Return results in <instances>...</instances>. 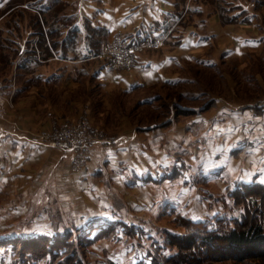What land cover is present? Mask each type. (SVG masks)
Listing matches in <instances>:
<instances>
[{"label":"crops","instance_id":"0c3cea01","mask_svg":"<svg viewBox=\"0 0 264 264\" xmlns=\"http://www.w3.org/2000/svg\"><path fill=\"white\" fill-rule=\"evenodd\" d=\"M15 1L2 0L0 7H11ZM27 1L26 6L42 16L40 28L45 36L35 35L30 27L28 41L32 44L22 53L25 62L20 70L32 74L34 64L40 62L28 61L30 58H51L56 71L40 73L39 78L47 84L67 75H89L102 90L134 95L162 85L196 84L198 79L189 76L193 66L199 67L200 80L206 83L207 73H216L220 81L225 78L228 82L230 76L224 68L229 62H238V70L244 73L251 54L260 55L264 63V0ZM209 9L213 11L208 13ZM140 36L164 45L138 52L131 70L111 71L105 62L94 58L103 43ZM38 40L43 41L42 51L33 50ZM258 77L264 87V76L262 81ZM252 78L249 76L250 81ZM36 80L29 78L28 82ZM252 82L257 84L256 79ZM248 83L237 86L240 94L236 97L244 98L241 103L227 99L226 90L223 96L211 95L205 86L184 90V99L211 98L212 107L179 104L190 111L181 121L170 115L166 124L132 129L114 136L112 142L94 143L85 168L78 172L74 170L75 153L64 144L54 146L34 134L18 133L1 120L0 219L23 216L22 209L24 215L35 217L33 225L45 232L55 226L48 222L46 210L60 208L74 215L73 211L82 207L72 225H84L95 218L120 219L153 241L158 234L140 220L150 217L151 211L194 220L215 215L223 210L228 189L238 182L264 185V99L259 87L252 97ZM12 89L16 95L22 92L21 86ZM159 98L148 95L140 104L152 105ZM32 110H25L19 122L25 129H34L41 119L39 109ZM46 122H41V132L48 131ZM215 183L226 189L214 191ZM134 195L140 197L134 199ZM128 247L122 250L133 248L132 244ZM130 256L113 260L135 264V257L130 261Z\"/></svg>","mask_w":264,"mask_h":264},{"label":"rangeland","instance_id":"374dc122","mask_svg":"<svg viewBox=\"0 0 264 264\" xmlns=\"http://www.w3.org/2000/svg\"><path fill=\"white\" fill-rule=\"evenodd\" d=\"M27 2V0H17L11 7L9 6V4L3 8L0 7V40H4L5 37H11L13 41L17 42L16 46H13V48L11 47L8 52L0 49V81L5 82L12 80L14 87L21 86L22 88V92L17 95L16 89L14 92V89L10 91L8 90V93L4 92L6 94V107L4 112L5 118H0V121L2 120V122L5 123L4 125H7L10 128H14V130H16V132L18 133L25 135L34 134L38 138L44 141H48L51 145L54 146L57 144H62L58 143L57 141L59 133L61 134L67 131H74L75 129L80 128L79 126L85 127L87 129L89 128L90 132L95 134L96 140L87 145L84 149L74 148L64 144L65 149L71 150L75 153V162L77 161V158L81 152L85 153L84 165L79 168L74 167V170L77 172L82 171L85 168L89 149L94 143L112 142L115 139L114 136L125 134L132 129L140 130L153 124H166L168 123L170 115H174V118H176L177 121H181L186 117L185 112L190 111L181 109L180 106H177L179 104L182 105V107L189 108L200 107L202 109H207L212 107L211 98H203V100L201 101L184 99L182 95L184 90H200L202 89L201 86H205L204 90L208 91L213 96H223L224 91L226 90L225 93L229 95L225 96L227 99H231V101H233L234 103H241L244 102L241 101L244 98L239 99L238 97H236L240 94L237 86L241 83L245 84L249 82L250 84L248 83L249 85L246 86L249 87L250 92H253L252 97H254L259 92L260 88L261 94L259 96L264 99V87L260 86V82L257 79L258 75L261 78V81L263 79L262 76H264V74L262 73H264V63L262 62V57H260V55L253 56V54H251V57H249V64L246 65V70H244V73L238 70V62L235 64L233 62H229L227 64V67H225L224 69L230 76L228 82L225 81V78L223 79V81H220L221 77H219L216 73H207L209 75L208 81L206 83L201 82V77H199L201 70L198 66H193L190 68L191 74H189V76L194 79H198V82L196 84L193 83L192 85H188L185 83L176 87H168L162 85L155 88L152 87L150 89H146L134 95L124 94L118 89L102 90L98 82L91 78L89 75L78 78L76 75L72 74L67 75L60 81L53 82L52 84L44 83L39 79L41 75L40 73L51 75L54 71H56L54 68V63H51L54 60H52L51 58H42L40 59L39 64H34L35 68L33 69L34 73L32 74L18 69L17 63H13V61L17 58V55H19V57H23V52L21 54H18V51H20L21 47L27 45L28 40L31 38L28 32L31 31L30 27L33 26L34 32H40V29L43 28V25L41 24L42 16L39 13L30 10L26 6ZM1 3L2 0L0 4ZM212 11V9H209L208 13ZM222 21L224 23H227L228 19L222 18ZM35 35H37V33H35ZM113 40H111L110 42H112ZM103 45L107 44L103 43L102 46ZM110 45L113 46L112 44ZM160 45V47H162L164 43H160ZM29 48L30 46H27V49ZM37 48H40L39 40L36 41L34 49ZM13 49H16V51H14ZM109 53V56L111 58L115 55L114 52ZM4 55L10 56L9 58L6 57L8 58V61L5 60ZM14 56L16 58L13 60L12 58ZM106 59L110 58L106 57ZM41 60H44L45 62L41 63ZM99 60L106 63V60L104 59ZM133 67L134 65L129 69H118L117 71H128ZM245 72L250 73V75ZM249 76H253L254 78H252L251 80L253 81L256 79L257 84L250 81ZM35 77H38L39 80H36ZM29 78H34L36 82H28ZM217 81L221 82V86H218ZM231 84L232 86L229 88ZM234 86L236 87L234 88ZM208 87H213V90H211L210 92L208 90ZM153 94L160 96V98L157 99L155 103H153L152 105L140 104L142 97H146L148 95L150 96ZM242 94L244 95V93ZM23 101H26V103L22 104ZM245 101L250 102L251 100L246 99ZM32 109H39L41 119L37 123V127H34V129H25L19 122L23 120L24 116L26 115L25 110L33 111ZM10 118H14V121H10ZM43 119L44 121H47V132H41V130H43L41 127L44 125L43 123H41ZM256 183L259 182L255 181L247 184L253 185ZM235 187V185L232 186V188ZM212 188L214 191H220L224 188V186L222 184L215 183L212 185ZM139 197V195H134V199H137ZM251 197L255 196L248 194L247 197L238 198V203H240L241 201H244L246 203V201H249ZM244 202L242 206L245 208ZM216 204H218V202H216ZM55 205L56 204L54 202V206ZM77 205L78 204H76V206ZM262 206L264 207V203L262 204ZM240 209L242 210V207ZM80 210H82V207L79 210L73 211L74 215L78 216L77 214L81 212ZM154 212L155 211H151L150 217H143L140 220H142V223H146L151 226V232L154 234L157 233V236L160 237L159 240L156 241L157 246L152 244L153 241H147V237H145L144 239L143 237L136 236V238H133V241H130L131 238L126 239V237L120 239L119 241L101 239L97 243H93L90 244V246L85 247L88 252V258L92 261L93 264H108V256L110 258L112 256V258L117 259L119 257L123 258L126 254H131L130 261H132V257L134 256V263L137 264L144 259H151V257L147 256L149 255V253H151L150 249L152 248V246H155L153 248L155 251L156 247H159L160 244L162 245V247L159 249L163 251L164 255H175V253L177 252L176 248L164 246L166 231L168 230L176 233L186 232L187 229L185 226V222L177 220L179 218L176 217H168L164 213L162 214V212L159 210L155 213ZM20 213H22L23 216H21V214L17 217L11 215L9 217L0 219V236H3L4 234H9L10 236H17L21 234V236H26V233L29 234V232H41L42 229L40 227L34 226L35 224L33 225L35 221L32 219H34L35 217H32L28 214L24 215L25 211L22 209ZM46 213L50 218H48V222L53 223L55 226H67L69 228L72 226L71 222L74 218L73 213H66L60 208H50L46 210ZM248 217H251V215L249 214ZM96 225L101 228L103 225L107 224H103L100 221H97L94 226ZM81 226L82 225H79L77 227L81 228ZM133 226V228L136 229V232L137 229L139 231L138 227H136L135 225ZM127 227L131 228L129 226ZM32 228L39 230L34 231V229ZM119 230H123V227H120ZM126 231H128V229H126ZM120 234L124 237L121 232ZM129 244H132V250H122L124 247H128ZM219 246L220 249L216 251H210L208 253L202 252V254H200L198 258L196 257V259L194 260L192 259L193 256H191L188 263L264 264V248L249 251L245 250L243 251V253H238V251L232 250L231 248H229V246ZM134 247H136V249ZM225 249L228 251H224ZM112 250L114 251V253H110V255H107Z\"/></svg>","mask_w":264,"mask_h":264},{"label":"trees","instance_id":"16d2710c","mask_svg":"<svg viewBox=\"0 0 264 264\" xmlns=\"http://www.w3.org/2000/svg\"><path fill=\"white\" fill-rule=\"evenodd\" d=\"M37 34L45 36L41 29ZM42 42H40V51H42ZM16 44L17 42L13 41L11 37H5L4 40H0V49L8 52ZM31 44V41H28L27 45L21 47L18 54L24 52ZM34 47L33 50L37 51ZM13 50L16 51V49ZM9 55H4L6 61H8ZM18 57L19 55H17ZM15 58L14 56L12 59ZM17 58L13 63H17V68L20 69L24 65L25 58L24 55L19 57L20 59ZM35 59L40 62L39 58H30L28 61H36ZM12 82V80L3 82L6 93L8 90H12ZM235 186V188L228 189L227 196L223 200V210L215 215H209L203 220H194L181 214L176 217L179 218L177 220L185 222L187 231L176 233L167 230L164 239L165 247L177 249L175 255H164L163 251L159 249L162 247L161 244L154 251L153 248L157 246L156 241L159 240V237L153 240L152 244L155 246H152L151 253L147 255L151 259H144L137 264H196L188 263L191 256L194 260L202 252L208 253L220 249L219 245L229 246L238 253L264 248V207L262 206L264 185L238 182ZM248 194L255 197H251L246 203L243 201L244 208L242 201L238 203V198L247 197ZM249 214L251 217H248ZM97 221L107 225H103L101 228L98 225L94 226ZM120 227H123V230H119ZM133 227L120 219L95 218L89 220L81 228L76 225H72L70 228L56 225L51 230L29 232V234L26 233V236L4 234L0 236V264H93L88 258L86 246L95 244L101 239L119 241L126 237L133 241L136 236L145 239V235L138 234V230L136 232ZM107 261L108 264H118L112 256L111 258L108 256Z\"/></svg>","mask_w":264,"mask_h":264},{"label":"built area","instance_id":"2783aa9c","mask_svg":"<svg viewBox=\"0 0 264 264\" xmlns=\"http://www.w3.org/2000/svg\"><path fill=\"white\" fill-rule=\"evenodd\" d=\"M163 41L153 40L149 37H134L129 39L115 38L112 42L101 45L99 52L94 56L97 59L106 60V65L111 71L118 69H129L135 64L137 53L144 48L160 47ZM112 44L113 46H111ZM109 52L115 55L111 58ZM109 57L110 59H106ZM4 83L0 81V118H5L4 112L6 107V94L4 93ZM14 92V90H13ZM74 131L59 133L58 143L66 144L70 147L84 149L87 145L96 140L95 134L90 132L89 128L79 126ZM58 133V132H57ZM85 153L81 152L75 162V167L79 168L84 165Z\"/></svg>","mask_w":264,"mask_h":264}]
</instances>
